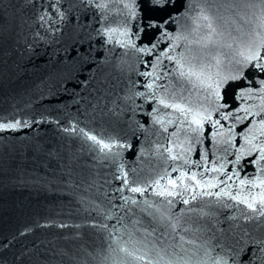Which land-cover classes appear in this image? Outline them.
<instances>
[{
  "label": "water",
  "instance_id": "1",
  "mask_svg": "<svg viewBox=\"0 0 264 264\" xmlns=\"http://www.w3.org/2000/svg\"><path fill=\"white\" fill-rule=\"evenodd\" d=\"M160 2L0 0V264H264V0Z\"/></svg>",
  "mask_w": 264,
  "mask_h": 264
},
{
  "label": "snow or ice",
  "instance_id": "2",
  "mask_svg": "<svg viewBox=\"0 0 264 264\" xmlns=\"http://www.w3.org/2000/svg\"><path fill=\"white\" fill-rule=\"evenodd\" d=\"M153 2H154L155 4H158L161 8L164 6V5L160 2V0H153ZM259 56H260V53H259V52H257V51H251V50H250V55L247 57V59H248L249 61H253V60H256ZM257 67H258L262 72H264V64H257ZM145 75H149V74H148V73H145ZM148 87H151V85H148ZM159 102H160L161 104H165V101H164L163 99H161ZM165 106H166V107H169V106H170V107H174V108H176L177 110L181 111L182 113L185 111V110L182 109L179 105H166V104H165ZM154 111H155V110H154ZM192 122L195 123V124H197V125L200 124V120L196 119L195 117H193V121H192ZM5 127H8V126H5ZM91 139H95V137H91ZM104 147H108V145H104ZM172 158H173V159H176L177 157H172ZM202 159H203V157H202ZM184 175H185V174L182 173L181 176L178 177L177 179L183 181ZM201 175H202V174H201ZM160 179H164V177H160ZM189 179L192 180V181H194V182H195V185H196L197 187L202 186V185H201V181L197 178V175H196L195 173H193V174L189 177ZM229 179H231V177H229ZM157 183H159V180L157 181ZM244 183H245L244 181H241V184H244ZM261 183L264 184V181H261ZM168 184H169V185H172L173 188H175V187L177 186V184H176V180H172V179H169V180H168ZM207 186L210 187V188H214V187H216V184H215V183H212V182H207ZM133 191H140V189H139V188H136V189H133ZM158 194H159V195H165V194H167V195H175L176 193H175V192H169L167 189H165L164 191H162V192H160V193H158ZM207 194L210 195L211 193H207ZM217 195L231 196V199H233V200H237V201H239V202L247 203V206H248L249 208H253L254 205L257 203V201H259L260 203H264V195H259L258 197H257V196H253V197L251 198V202H248V201H249V197L246 196V195H244L242 191L237 192L236 195H231L230 192H224V191H222L221 193H217ZM193 199H195V197H193ZM184 203L187 204L188 201L185 200ZM122 251H123V249H122ZM129 255H132V253H129Z\"/></svg>",
  "mask_w": 264,
  "mask_h": 264
}]
</instances>
